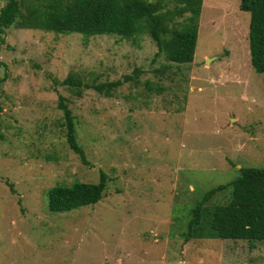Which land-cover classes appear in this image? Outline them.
I'll return each mask as SVG.
<instances>
[{
	"label": "rangeland",
	"instance_id": "obj_1",
	"mask_svg": "<svg viewBox=\"0 0 264 264\" xmlns=\"http://www.w3.org/2000/svg\"><path fill=\"white\" fill-rule=\"evenodd\" d=\"M239 3L202 1L193 60L181 64L155 56L147 34L6 29L0 264H264L263 241L180 236L206 191L240 167H264V75L250 65ZM69 75L82 84L64 83ZM126 75L111 95L93 87ZM59 95L87 163L68 146ZM100 170L108 181L97 203L48 210L49 188L97 182ZM230 191L208 204L227 203Z\"/></svg>",
	"mask_w": 264,
	"mask_h": 264
},
{
	"label": "trees",
	"instance_id": "obj_2",
	"mask_svg": "<svg viewBox=\"0 0 264 264\" xmlns=\"http://www.w3.org/2000/svg\"><path fill=\"white\" fill-rule=\"evenodd\" d=\"M202 1L174 0L177 6L163 11L159 3L148 0H6L0 8V45L11 26L58 34L77 32L85 39L101 34L136 39L147 34L157 47L155 56L163 53L169 61L188 63L194 57ZM239 9L249 13L250 65L264 75V0H240ZM130 79L132 76L126 75L93 87L111 95L109 89ZM4 80L5 76L0 77V83ZM63 82L82 84L72 75ZM58 107L63 112L69 148L87 163L76 140L74 117L61 95ZM107 181L108 175L100 170L97 182L73 181L53 186L47 191V208L52 213H65L95 204L103 197ZM228 186L231 191L227 203L208 204L214 194ZM180 236L185 242L193 238L242 239L252 248L255 241L264 242V167H240L235 179L206 191L191 209V217Z\"/></svg>",
	"mask_w": 264,
	"mask_h": 264
}]
</instances>
